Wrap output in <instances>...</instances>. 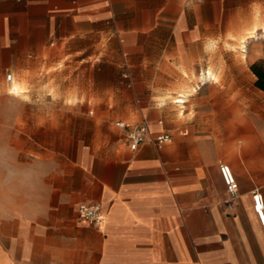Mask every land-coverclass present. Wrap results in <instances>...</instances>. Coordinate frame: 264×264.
Wrapping results in <instances>:
<instances>
[{
  "label": "crops",
  "instance_id": "0c3cea01",
  "mask_svg": "<svg viewBox=\"0 0 264 264\" xmlns=\"http://www.w3.org/2000/svg\"><path fill=\"white\" fill-rule=\"evenodd\" d=\"M260 18L264 0H0V101L13 76L26 88L15 146L22 160L58 164L44 216L0 221V264H264L252 201L258 190L264 202V139L251 136L235 76L199 79L216 77L224 38ZM50 69L46 85L77 84L121 118L117 129L145 122V142L77 145L74 126L58 123L76 113L43 107ZM163 132L172 141L159 149ZM59 139L71 140L70 156L51 146ZM220 164L238 183L233 200ZM80 203L102 206L100 226L78 219Z\"/></svg>",
  "mask_w": 264,
  "mask_h": 264
},
{
  "label": "rangeland",
  "instance_id": "374dc122",
  "mask_svg": "<svg viewBox=\"0 0 264 264\" xmlns=\"http://www.w3.org/2000/svg\"><path fill=\"white\" fill-rule=\"evenodd\" d=\"M260 24L264 25V18H260ZM247 31H244L241 36L228 34L224 38L222 41L223 46L227 48L229 52L222 55L220 54L219 67L217 70H214L217 73L214 80H218L220 76L225 75L227 72L237 78L233 87L235 92L247 95L248 101L245 108L249 112L252 123L251 136H258L264 139V92L254 86L256 76L250 69L252 64L264 61V33L262 34L259 30L254 38L246 39L244 45L242 43V38H246L245 33H247ZM227 59V64L231 62L235 63V69L223 68V60ZM238 65L244 68H238ZM52 72V69L43 70V74H46V76L43 78L44 89L42 90L44 93L50 94L51 96L48 100L43 102V107L70 109L76 113L75 116L69 115L68 117L58 118V123L65 122L67 119L69 126H74V131L73 133H69V136L73 135L77 145L81 146L84 144L100 148L107 144H120L125 141L124 133L113 125L114 122L121 120L120 117L107 116L104 110L105 106H101V103L93 97V94L87 100L82 99L81 87L79 88V86L72 81L66 80L61 83L59 85V91L56 92L53 86L46 85V83H49L51 80L49 75ZM13 81L14 83L19 82L18 78L14 76ZM11 87L12 85L6 84L2 91L8 93L10 97L23 98L22 94H9ZM214 87L220 91H226L228 86L216 84ZM189 91H191V89H189ZM15 103L19 105V109L24 108V105L20 101L15 100ZM17 135L18 134L14 131L13 137H17ZM14 144L16 146L19 145L16 141ZM51 146H53L54 149L56 148L60 153L65 155L68 154L69 156L71 154L72 145L70 139L69 141H66V139L61 141L59 139Z\"/></svg>",
  "mask_w": 264,
  "mask_h": 264
},
{
  "label": "clouds",
  "instance_id": "9594fccd",
  "mask_svg": "<svg viewBox=\"0 0 264 264\" xmlns=\"http://www.w3.org/2000/svg\"><path fill=\"white\" fill-rule=\"evenodd\" d=\"M0 102V221L44 216L50 208L51 177L58 164L47 156L21 159L13 135L19 105L8 93Z\"/></svg>",
  "mask_w": 264,
  "mask_h": 264
},
{
  "label": "built area",
  "instance_id": "2783aa9c",
  "mask_svg": "<svg viewBox=\"0 0 264 264\" xmlns=\"http://www.w3.org/2000/svg\"><path fill=\"white\" fill-rule=\"evenodd\" d=\"M12 75L8 73L6 80L10 82ZM118 128L124 133L125 141L130 150L135 151L138 147L145 142L148 136V128L145 122L138 125H131L124 122L117 123ZM172 137L169 133H159L155 136L154 142L156 147L161 149L162 147L170 144ZM218 171L221 180L225 186L226 192L231 200L238 196V183L236 178L227 164H220ZM252 201L254 204V212L259 220V223L264 226V202L262 195L258 190H255L252 194ZM78 219L86 224L93 226H100L103 221V209L102 206L95 203H80L76 209Z\"/></svg>",
  "mask_w": 264,
  "mask_h": 264
},
{
  "label": "bare ground",
  "instance_id": "6f19581e",
  "mask_svg": "<svg viewBox=\"0 0 264 264\" xmlns=\"http://www.w3.org/2000/svg\"><path fill=\"white\" fill-rule=\"evenodd\" d=\"M261 31L262 32V34L264 33V25H261L260 24V22H255L254 24H253V26L247 31V33H245V37L246 38H242V43L244 44L245 43V40L246 39H249V38H254L256 35H257V32L258 31ZM259 34V33H258ZM262 36V35H261ZM245 45V44H244ZM244 48V47H243ZM244 52V51H243ZM200 76V75H199ZM210 78H215V76L211 73V72H208L207 74H201V76H200V80L202 81L201 83H204L205 81H207V80H209ZM21 88H24V87H20V85L18 84V83H13L12 84V87L10 88V91H9V93L10 94H20L21 92H20V90L19 89H21ZM196 89V88H195ZM198 89V88H197ZM24 90V89H23ZM193 91H194V89H193ZM20 92V93H19ZM185 93V92H184ZM183 94V93H182ZM185 95V94H184ZM183 99L184 98H180V97H176V99H175V101L176 102H178V103H180V104H182L183 103Z\"/></svg>",
  "mask_w": 264,
  "mask_h": 264
},
{
  "label": "trees",
  "instance_id": "16d2710c",
  "mask_svg": "<svg viewBox=\"0 0 264 264\" xmlns=\"http://www.w3.org/2000/svg\"><path fill=\"white\" fill-rule=\"evenodd\" d=\"M250 69L256 76L254 86L264 92V61L252 64Z\"/></svg>",
  "mask_w": 264,
  "mask_h": 264
},
{
  "label": "snow or ice",
  "instance_id": "6c2138e0",
  "mask_svg": "<svg viewBox=\"0 0 264 264\" xmlns=\"http://www.w3.org/2000/svg\"><path fill=\"white\" fill-rule=\"evenodd\" d=\"M20 91H22L23 89H19Z\"/></svg>",
  "mask_w": 264,
  "mask_h": 264
}]
</instances>
